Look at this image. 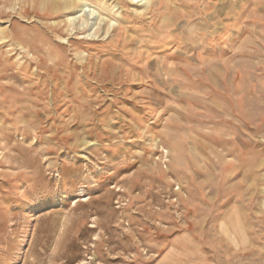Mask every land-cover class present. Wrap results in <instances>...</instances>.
I'll return each instance as SVG.
<instances>
[{"label": "rangeland", "instance_id": "1", "mask_svg": "<svg viewBox=\"0 0 264 264\" xmlns=\"http://www.w3.org/2000/svg\"><path fill=\"white\" fill-rule=\"evenodd\" d=\"M0 264H264V0H0Z\"/></svg>", "mask_w": 264, "mask_h": 264}]
</instances>
